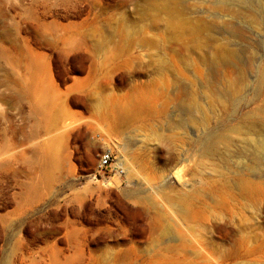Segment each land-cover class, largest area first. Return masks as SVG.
<instances>
[{"label":"rangeland","instance_id":"374dc122","mask_svg":"<svg viewBox=\"0 0 264 264\" xmlns=\"http://www.w3.org/2000/svg\"><path fill=\"white\" fill-rule=\"evenodd\" d=\"M260 5L0 0V264H264Z\"/></svg>","mask_w":264,"mask_h":264},{"label":"built area","instance_id":"2783aa9c","mask_svg":"<svg viewBox=\"0 0 264 264\" xmlns=\"http://www.w3.org/2000/svg\"><path fill=\"white\" fill-rule=\"evenodd\" d=\"M97 169L104 174L113 170V155L111 151H106L100 156Z\"/></svg>","mask_w":264,"mask_h":264},{"label":"bare ground","instance_id":"6f19581e","mask_svg":"<svg viewBox=\"0 0 264 264\" xmlns=\"http://www.w3.org/2000/svg\"><path fill=\"white\" fill-rule=\"evenodd\" d=\"M262 5H263V4H262ZM262 5H260V6L258 7V11H259L260 13H263V12H264V6H262ZM263 18H264V13H263ZM254 150H255V152L258 153V154H264V141H260V142L256 143V144L254 145Z\"/></svg>","mask_w":264,"mask_h":264}]
</instances>
